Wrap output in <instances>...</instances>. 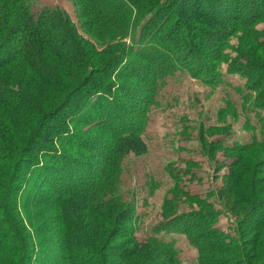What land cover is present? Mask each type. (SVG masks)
Segmentation results:
<instances>
[{
    "label": "trees",
    "instance_id": "trees-1",
    "mask_svg": "<svg viewBox=\"0 0 264 264\" xmlns=\"http://www.w3.org/2000/svg\"><path fill=\"white\" fill-rule=\"evenodd\" d=\"M23 1L0 0V77L17 78L0 80V264H180L175 236L197 264H264V0H74L97 40L113 29L102 50ZM176 73L221 90L252 134L227 145L228 128L211 132L226 154L217 197L233 237L191 197L198 210L138 241L134 201L112 191L122 161L147 153L150 107Z\"/></svg>",
    "mask_w": 264,
    "mask_h": 264
},
{
    "label": "rangeland",
    "instance_id": "rangeland-1",
    "mask_svg": "<svg viewBox=\"0 0 264 264\" xmlns=\"http://www.w3.org/2000/svg\"><path fill=\"white\" fill-rule=\"evenodd\" d=\"M23 3H26L25 7L34 16L46 11L56 21L58 18L67 19L68 26L70 24L74 27L76 34L96 49L102 50L107 45L115 44V41H111L113 29L106 27L101 34L103 41L97 40L96 34L84 24L85 19L74 0H24ZM258 30H264V24L259 25ZM237 42L232 40L231 45L235 46ZM66 61L68 65L70 60ZM17 67L23 65L18 64ZM0 80L17 85V78L12 74L0 77ZM225 80L233 87L242 84L237 78L226 76ZM161 88L158 103L150 107L147 126L142 136L148 151L139 157L129 155L122 161L120 185L112 190L120 197V204L128 200L134 201L139 218L136 233L138 241H143V234L164 219L178 213L198 210L199 206L191 197H199L220 211L222 202L217 196L220 189H223V178L227 174L224 168L226 154L214 145L220 136L211 132L228 128L233 138L225 140L227 145L233 140L249 142L252 135L245 129L244 114L226 106L221 90H210L182 73L168 77ZM228 91L233 94L231 90ZM231 98L233 101L239 100L238 96ZM15 119L18 128L20 119L17 116ZM171 171L179 172L176 186ZM181 191L186 192L189 197ZM232 216L228 220L220 211L216 227L233 237L232 226L236 219L234 214ZM175 238L180 264H197L196 250L182 236Z\"/></svg>",
    "mask_w": 264,
    "mask_h": 264
}]
</instances>
